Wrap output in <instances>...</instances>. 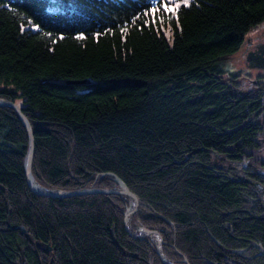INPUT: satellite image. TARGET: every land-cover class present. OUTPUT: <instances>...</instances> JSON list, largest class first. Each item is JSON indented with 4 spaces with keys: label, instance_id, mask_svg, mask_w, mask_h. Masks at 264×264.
I'll return each mask as SVG.
<instances>
[{
    "label": "trees",
    "instance_id": "trees-1",
    "mask_svg": "<svg viewBox=\"0 0 264 264\" xmlns=\"http://www.w3.org/2000/svg\"><path fill=\"white\" fill-rule=\"evenodd\" d=\"M262 23L264 0H0V99L33 130V179L113 173L168 261L264 264V41L254 84L220 67ZM27 146L0 105V264H163L125 230L127 195L32 190Z\"/></svg>",
    "mask_w": 264,
    "mask_h": 264
},
{
    "label": "water",
    "instance_id": "water-1",
    "mask_svg": "<svg viewBox=\"0 0 264 264\" xmlns=\"http://www.w3.org/2000/svg\"><path fill=\"white\" fill-rule=\"evenodd\" d=\"M0 105L11 106L15 110L19 120L21 121V123L26 129L27 137H28V146H27L26 154L23 159V170H24L27 183L29 184L32 190L38 193L44 194L46 196L55 197V198L69 197L73 195L93 194V193L127 195L133 201V204H134L132 208H126V210L123 213V224H124V228L127 231L128 235L131 238L136 239V240H143V239L148 238L149 236H155L156 243H155L154 248L161 262L163 264H174L163 257L161 250H160V245L162 243V237L160 236L157 230L149 229L140 224L137 225V228H136L137 232H134L129 228L128 221L130 217L133 214H135V212L137 211V208L141 204V201L138 198V196L135 193H133L128 188V186L117 175L113 173H109V175L112 176V180L116 183L115 188L83 187V188L67 190V189H60V188L45 187L39 184L38 182H36L33 179V176L31 174L34 138H33V130L30 126V123L28 119L26 118V116L22 113L21 108L17 104L9 100L0 99ZM18 228L21 229V231L23 232L25 231V229L22 226H19ZM45 247L47 248V250H50L49 246H45ZM183 262L184 264H189L186 258H183ZM19 264H23V262L21 261Z\"/></svg>",
    "mask_w": 264,
    "mask_h": 264
},
{
    "label": "rangeland",
    "instance_id": "rangeland-1",
    "mask_svg": "<svg viewBox=\"0 0 264 264\" xmlns=\"http://www.w3.org/2000/svg\"><path fill=\"white\" fill-rule=\"evenodd\" d=\"M247 34L250 36H247V40L245 41V44L243 45V47L238 52H236L234 55H232L231 57H229L225 61L221 62L220 67L225 69V70L229 69L233 72H238V74H239L238 76L239 77L242 76L244 81L254 84L256 82V77L262 73V70L248 66V64L246 62V54L248 51L253 50L257 44L264 41V26L261 25V27H259V26L254 27L253 29L248 31ZM261 117H264V113L261 115ZM94 184L95 183L91 184V187H98V186H94ZM99 188H106V187H100L99 186ZM126 204H127L126 208H132L134 205L133 201L131 199H128ZM139 206H138V208H139ZM126 208H125V210H126ZM124 211H123V213H124ZM132 216L130 217V219L132 218ZM130 219H129V221H130ZM129 221H128V225H129ZM162 227L165 228L166 230H168L167 227H164V226H162ZM136 228H137V226H136ZM132 231L137 232L136 229L132 230ZM148 238L150 240L154 241V243H156L155 236H149ZM162 242H163V240H162Z\"/></svg>",
    "mask_w": 264,
    "mask_h": 264
},
{
    "label": "snow or ice",
    "instance_id": "snow-or-ice-1",
    "mask_svg": "<svg viewBox=\"0 0 264 264\" xmlns=\"http://www.w3.org/2000/svg\"><path fill=\"white\" fill-rule=\"evenodd\" d=\"M188 2H189V0H184L185 5H187ZM152 23H155V20H153Z\"/></svg>",
    "mask_w": 264,
    "mask_h": 264
}]
</instances>
